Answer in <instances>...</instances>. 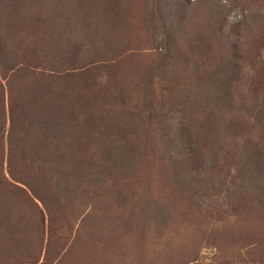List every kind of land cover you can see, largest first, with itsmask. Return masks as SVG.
Instances as JSON below:
<instances>
[{
  "label": "rangeland",
  "instance_id": "rangeland-1",
  "mask_svg": "<svg viewBox=\"0 0 264 264\" xmlns=\"http://www.w3.org/2000/svg\"><path fill=\"white\" fill-rule=\"evenodd\" d=\"M176 27L184 37L164 50ZM198 34L209 43L204 56ZM234 48L240 58L232 62ZM199 59L218 66L215 82L228 85L240 78L236 64L251 63L252 91L263 90L264 3L0 0V264H264V207L223 204L227 178L215 180L222 191H208L207 176L223 178L224 170L205 176L212 155L189 152V135L181 134L196 113L192 100L209 93L194 73ZM32 97L39 111L50 99L46 113L69 122L64 144L76 157L65 158L60 191L32 176L29 163L19 180L7 172L9 134H20ZM239 106L224 111L247 117ZM97 130L102 140L90 136ZM107 146L132 147L131 170L102 168ZM231 154L220 153L222 168L233 165ZM176 169L190 172L182 193L185 185L174 190Z\"/></svg>",
  "mask_w": 264,
  "mask_h": 264
},
{
  "label": "trees",
  "instance_id": "trees-1",
  "mask_svg": "<svg viewBox=\"0 0 264 264\" xmlns=\"http://www.w3.org/2000/svg\"><path fill=\"white\" fill-rule=\"evenodd\" d=\"M184 15L185 12H182V19ZM165 20L167 19H162V21ZM176 28L177 29L172 34V39L169 38L171 35L166 32L167 40L164 50L171 49V46L177 43L179 38L184 37L183 35L178 36L179 31L177 30H179L180 27ZM203 37L205 38L204 35ZM196 38V42H198L195 44L198 47L201 46L202 49H205V51L200 52L199 55H206L209 47L208 41H203L206 38H202L199 34ZM229 56L228 59H232V62L237 61L240 58L238 48H234ZM208 60L209 59H206L205 61ZM165 63L166 60H160V66H164ZM237 63H239V61ZM218 64L220 66L225 65L224 57H221V61ZM200 65V59L194 62V73H202L206 78L209 93L201 95L198 98L199 103L192 100V106L196 110V113H191V117L184 118L185 121H183V127H181V134L183 136V131L186 130L189 135V152L197 151L204 156L203 150L205 148L208 151V154L210 156L212 155L209 159V163H206L205 176L215 170H224L223 174L222 172L220 173L223 175V178L216 175V179H214L212 173L207 176V179L204 181H206V189L208 191L209 189H215L218 191V187H220L222 191L223 184L227 183L229 186L227 185L225 187V199L222 202L223 204L228 206H232L233 204H235L234 206H244L246 204L252 205V203H255L263 208L264 89L259 92H255V90L252 91L254 102L251 105L239 101L240 106L237 107V111L240 113L241 111L248 113L247 117L239 113L230 115V113H226L224 109H233L238 102L233 98V95L230 92V85L227 83L222 84L224 82H215V79L218 76V66L217 68H214V66L211 65L209 67L206 63H204L203 66ZM236 66L240 68L239 64H236ZM202 75L197 74L200 78ZM31 101L32 104H30L31 107L28 108L30 110L28 115L20 120V134L18 135L14 133V136H11V132L9 134L7 172L12 178L16 177L19 180V175L20 179L21 176L25 175L26 167L29 163L32 176L34 173H39L44 181H49L54 185L55 189L60 191L63 188L65 189L64 181L68 175V173H66V166L68 164L66 163L65 158L72 156L74 153L71 151H68L69 154L67 153V148L73 147L72 144H64L65 139H67V136L69 135V132L67 131L69 122H67V120L65 121V115H62V113H46V110L51 107L50 99L46 100V106L40 108V111V105L38 104L36 97ZM55 103L59 104L61 108L63 107V104ZM190 103L191 99L188 98L187 106ZM184 111L190 113L187 110ZM249 120H253L254 122L249 124ZM193 121L196 123L195 127L192 126ZM255 125L259 130L255 129ZM23 126H25V128H23ZM239 128L242 130L238 131L237 129ZM167 129L168 128L164 127L160 128L161 131L159 132V136L164 141L170 140V135L167 132ZM90 136L102 140V134L99 130H97L95 135L91 133ZM79 140L80 137L77 138V141ZM106 141H108V143L110 142L108 139H106ZM116 149L117 148L111 146L104 147V150H102V157H104L102 161L104 163L101 167H105L109 170L113 168L117 173H126L133 167L132 161L134 156L132 153L135 152V150H133L132 147L129 149L130 152H123L120 148ZM87 151L88 150L86 149V158L88 157L89 159L87 160V163H90L94 161V158L92 157L93 154ZM165 151L166 153H170L169 150ZM220 153L223 154L224 160L228 153H232L231 155L233 156L234 161L231 167H228L227 169L222 168L226 163L220 165L222 160L220 158ZM75 154L76 153H74V157H76ZM168 159L172 163L179 165V161L172 160L171 155L168 156ZM111 160L113 162H111ZM216 161L219 164L218 167ZM96 165H99V163L97 162ZM109 170L104 175L109 174ZM186 170L187 171H182V173L186 172L182 177L178 169L174 171L175 177L173 186L175 191L178 190L179 192L181 187L185 185L181 190L182 193L186 190V185L191 183L190 172L188 169ZM199 174L200 172H197L196 177H198ZM224 178H227V182L225 181V183L222 181ZM198 180L201 181L203 178L199 177ZM215 180L216 182L219 181L223 184L217 185ZM252 195H255V197H252ZM209 197L212 198L213 202L215 201L214 193H209ZM163 222L166 221L164 220Z\"/></svg>",
  "mask_w": 264,
  "mask_h": 264
},
{
  "label": "clouds",
  "instance_id": "clouds-1",
  "mask_svg": "<svg viewBox=\"0 0 264 264\" xmlns=\"http://www.w3.org/2000/svg\"><path fill=\"white\" fill-rule=\"evenodd\" d=\"M264 3V0H260ZM257 69L251 63L240 65V78L233 80L230 84V92L237 101H243L251 105L254 102L252 93V82L256 78Z\"/></svg>",
  "mask_w": 264,
  "mask_h": 264
}]
</instances>
